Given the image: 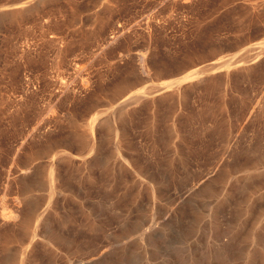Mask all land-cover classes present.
Returning <instances> with one entry per match:
<instances>
[{"label":"rangeland","instance_id":"obj_1","mask_svg":"<svg viewBox=\"0 0 264 264\" xmlns=\"http://www.w3.org/2000/svg\"><path fill=\"white\" fill-rule=\"evenodd\" d=\"M261 47L264 0H0V211L22 217L34 210L35 254L24 264H98L87 260L101 248L113 252V264H191L186 252L197 254L192 264H244L254 246L242 241L252 218L255 246L263 249L264 52L241 69L223 63ZM146 67L153 79L135 80ZM187 75L194 76L189 84ZM127 79L132 83L123 89ZM63 80L72 91L55 97ZM85 80L87 88L78 89ZM171 81L184 99L172 91L162 101L145 95L118 123L132 160L110 158L107 171L98 159L82 166L91 154L73 137L84 134L86 122L108 116L151 83ZM51 110L54 121L31 133ZM60 153L72 159L62 165L59 193L22 189L42 180ZM214 170L227 175L213 173L214 194L192 201L205 217L183 243L191 216L177 210L176 197ZM152 206L177 215L161 233L148 230ZM214 207L217 237L207 228ZM44 217L65 240L47 242ZM0 220V264H9L28 249L30 235ZM205 243L223 245L225 258L206 254Z\"/></svg>","mask_w":264,"mask_h":264},{"label":"bare ground","instance_id":"obj_2","mask_svg":"<svg viewBox=\"0 0 264 264\" xmlns=\"http://www.w3.org/2000/svg\"><path fill=\"white\" fill-rule=\"evenodd\" d=\"M123 31H125V30H123ZM116 33H118V32H116ZM116 33H114V34H116ZM263 52H264V47H261L258 49L257 53L254 52L256 54H254V53H252L253 55L247 54V56H244V54H243V57H241V58L239 57L238 59H235L234 61H232L230 63H228L227 61L223 62V63L228 64V66L226 67L227 70L229 67H232V66L236 67V68L239 67V69H241L240 66L243 67V65L257 61L259 59V57L263 54ZM144 60H145V58H144ZM144 64H145V61H144ZM215 66H216L215 68H218V67L222 66V63L217 64ZM147 68L148 67L144 68L141 75H137L139 77H135V80L140 78V77H147V78L151 79L152 77H151L150 72L148 71ZM239 69H238V71H240ZM242 69H245V68H242ZM230 70H232V69H230ZM244 71H246V70H244ZM246 72H248V71H246ZM225 73H226V71H225ZM81 76H82V74H81ZM153 76H155V75H153ZM86 79H89V78H86ZM184 79H186L188 84H189L190 82L193 81L194 76L193 75H187ZM61 81H62V79H61ZM63 81H65V80H63ZM71 82L73 84V81H71ZM80 82H78V83H80ZM59 83L60 84L57 86L58 89L56 88L57 93H55V97H57V95H59V94H66L67 92L72 91V90L70 91L69 88L71 86H69V84L66 81L65 82L59 81ZM131 83H132V80H131V82L129 79L124 80L122 82L123 89L129 87L131 85ZM87 85H88V82L85 80L82 84H80V87H78V89H84L85 90L87 88ZM118 88H120V87H118ZM72 89L75 90V88H72ZM170 91H172L173 93H175V95H177L178 101L181 99V96L184 99V95H182L181 87L179 85V82H177V81L164 82V83H151L142 94L130 98V100L127 102L121 103L118 106V108L115 111L110 112L108 114V116H106L102 119H98V120L95 117V118L89 120L88 122H86L84 124V129H83L84 134L83 133L78 134V135L76 134L73 137L75 143L77 145H79L81 151L83 150V151L87 152L88 154H91L90 157L82 156V161H81L82 166H84V168H88V165L90 164V162L92 160L98 159L101 162V164L103 165V168H104L103 170L107 171V170H109L107 167V164H108L110 158H114V159H118V160H122V159L129 160V161L132 160V158L130 156V152H129L130 143H129V141H127L128 138L126 135V130L122 125L118 126V123H120L122 121V119L128 115L129 112L134 111V109H135L134 105L139 103L140 100L145 95H147L148 98L151 99L152 101H155L156 99L162 101V99H164L166 97V95L168 93H170ZM54 92H53V94H54ZM46 115L47 116H45L43 119L41 118V120H39L38 124L35 123L37 125L32 128L31 133L35 132L40 127L43 128L42 127L43 125H49L51 122L54 121L55 116H54L53 110H51V112H49V114L47 113ZM74 123L76 124V122H74ZM44 127H48V126H44ZM94 132H97V134H99V135L96 137L94 135ZM174 132L177 135L175 130H174ZM100 133H101V135H100ZM30 136H32V135H30ZM110 143H112V145H110ZM104 147H106L107 149L110 148L109 151H107L106 153H103ZM48 149H50V148H48ZM71 159L72 158L70 155L63 154V153H60V154H57L56 156H53L51 158V160H49V162H48L47 169H46V172L44 174V178L42 180L38 179V180H33V181L22 183V186H23L22 189L24 187L28 188V189L33 187L36 189L39 186H44L46 188L47 192L51 195L59 193L62 190V182H61L62 165L63 164L69 165L71 163ZM213 173L215 175L221 176V177L227 175L226 170H221L220 172H218V171L216 172V170H214L211 174H209V175L206 174L204 176V179L188 184V186L186 187V190L183 193H178V195L176 197L175 207L177 208V210H179L180 212H184V213L189 212L190 216H191V220L185 226V232L183 233V243H184V239H186L189 236V234L195 229L197 224L205 217V214L201 213L200 210H197V209L192 210V201L196 200V198L198 196H210V195L214 194L215 189L213 186V184H214V175H212ZM88 176H90L89 172H88ZM30 192H32V191L30 190ZM30 192H26V193L29 195ZM23 194H25V193H23ZM261 196H262V194H261ZM245 202L247 203V207H248L247 210H249L250 207L252 206V198L248 197L245 200ZM2 210L5 211V209H2ZM9 210L6 209V212L0 211V219H2L4 221L8 220L9 222L11 221L13 224L12 226L16 227L15 229L21 228L22 230H24L25 232H27L30 235V238H29V242H30L29 245L30 246L28 247V249L23 247V248H21V250H18L19 251L18 252L19 253V255H18L19 260L17 257H16L17 259H15V257H13V258H11L9 264H24V263H26V261L32 260L34 257V254H35V252H34L35 243L33 241L35 230H34V228L31 229L29 227V223H30V221L34 215V213H33L34 210L30 206L27 207L24 212L21 210L23 212V214L21 213L22 214V217L20 216L21 218L19 217L20 214H18L16 212L18 210H15V211H14V209L11 211H9ZM160 211L161 210H159V209L156 210L154 208V206H152V208H150L148 213L145 215L146 222L150 223V225L148 226V230L152 229L154 226H156L157 231H159L161 233L165 229L168 220L174 219L177 217L176 213L172 209L169 210L165 215H162ZM43 220L47 224L50 223L48 218L44 217ZM257 221H258V218H255L254 220L252 218L251 227L247 232H245V235L242 238V241H245L247 239L254 245L252 247V249L245 252L246 255H245V263L244 264H254V260L256 258H259V259H261L262 262H264V246H262L263 249H259L255 246V243L256 242L258 243V240H259L256 236V233H255L257 231V229L259 228V226H257ZM5 223H7V222H5ZM220 225H221V220H220V216H219V209L217 207H214V209L210 213V216L208 219V225H207V228H208V231L210 232V235L214 234V236H216V237L219 236L218 233H219ZM52 226H53L52 223H50V227H49L50 228V235H49V239L47 240V242L53 244V243H57V241L65 240V238L63 236L57 234L53 230ZM13 228H11V229L13 230ZM262 228L264 229V227H262ZM238 234H239V230H237L236 232L234 231L232 233L231 240H235V238L237 237ZM150 238L151 237L148 236V239H150ZM148 242H149L148 244L150 246L152 245L153 247H156L155 243H152L151 241H148ZM238 248H240L239 245H238ZM187 250L189 251V247L187 248ZM241 251L243 252V250H241ZM204 252L206 254L207 253L213 254L216 258H221V257L225 258V255H224L225 249H224L223 245L215 246L211 249L210 246H208V244L205 243ZM112 257H113L112 251H110L108 248H101V249L95 250L92 253V255L89 257L87 262H95L98 264H113ZM185 258L191 264L198 262V259H197L198 256L196 253H191V252L187 253L186 252Z\"/></svg>","mask_w":264,"mask_h":264}]
</instances>
